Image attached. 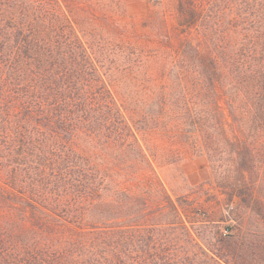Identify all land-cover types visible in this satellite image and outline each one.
I'll return each instance as SVG.
<instances>
[{"label":"trees","instance_id":"1","mask_svg":"<svg viewBox=\"0 0 264 264\" xmlns=\"http://www.w3.org/2000/svg\"><path fill=\"white\" fill-rule=\"evenodd\" d=\"M208 2L222 19L218 0ZM231 3L238 18L202 19L214 32L185 42L162 71L176 78L135 79L136 93L119 100L69 0H0V121L10 115L24 158L40 159L52 137L49 157L12 167L0 183V200L9 198L4 189L15 202L0 215V264H264V222H240L220 253L199 245L184 222L188 245L175 243L181 237L152 213L176 201L152 206L128 179L144 170L142 139L159 134L170 154L200 140L227 179L224 193L264 221V0Z\"/></svg>","mask_w":264,"mask_h":264},{"label":"rangeland","instance_id":"2","mask_svg":"<svg viewBox=\"0 0 264 264\" xmlns=\"http://www.w3.org/2000/svg\"><path fill=\"white\" fill-rule=\"evenodd\" d=\"M69 1L79 34L89 50H95L98 54L100 62H97L104 66L106 76L113 81L112 89L119 100L123 95L136 93L132 84L135 79L176 78V70L163 74L162 71L171 70L172 64L178 62V53L185 42L198 44L205 40V35L215 30V25L208 27L209 22L212 24L225 20L226 23L232 17L238 18L232 13L236 6L231 0H218L215 6V9L223 12L222 19L210 15L211 12L207 10L210 7L209 0ZM181 3H184L182 9H186L185 13L181 11ZM191 7L196 10V24L189 19ZM202 19L210 20L205 27ZM14 114L11 112V117L16 121L19 118ZM3 118L0 121V183L5 186L6 174L11 172L12 167L21 166L30 160L37 164L41 158L50 156L52 137L44 138V152L39 153L40 159L39 156L24 158L27 156L25 153H21L17 147L13 148V144H20L18 128L8 125L9 114ZM14 135H17V143L11 142V136ZM141 142L147 155L140 162L144 170L135 179L133 175L128 176V179L135 187L138 199L146 197L152 206L156 204L157 207L158 201L161 203L166 196L176 201L177 209L169 206V202L162 201V208H156L155 213H152V222H164L159 226L167 229V235L181 237V240L173 238L175 243L188 245L180 227L181 222H184L199 245L210 252L220 253L219 250H225L228 243L239 237L240 222H264L257 214L248 211L238 197L234 196L230 200V195L224 193L227 190L220 184H224L227 179L219 177V174L223 176L224 173L215 170L216 162L212 159L216 157L209 156L200 140L196 142L197 147L195 143L188 142L173 145L177 149L174 154L167 151L168 143L159 134L146 141L142 139ZM127 158L134 160L130 154ZM1 194L9 198L5 202L0 200V215L8 214L11 211L9 205L15 203L12 202L14 193L3 189ZM166 222L177 223L169 228ZM191 250L195 252L196 245Z\"/></svg>","mask_w":264,"mask_h":264}]
</instances>
